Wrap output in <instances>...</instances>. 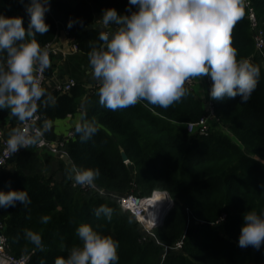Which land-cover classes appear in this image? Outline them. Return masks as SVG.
<instances>
[{
  "label": "trees",
  "instance_id": "trees-1",
  "mask_svg": "<svg viewBox=\"0 0 264 264\" xmlns=\"http://www.w3.org/2000/svg\"><path fill=\"white\" fill-rule=\"evenodd\" d=\"M245 15L231 31L237 55L260 66V77L248 101L239 96L213 98L212 115L204 133L187 131L185 124L208 114L206 103L185 84L188 93L167 107L141 100L112 110L99 103L97 87L89 93L88 119L98 131L82 141L60 136L67 155L39 150L35 145L20 148L0 168V189L26 190L31 203L0 207V231L15 256L28 255V264H54L58 255L78 242L76 227L88 222L118 242L115 264H264V245L240 247L238 234L242 213L264 208V55L256 49L249 9L264 31V0H249ZM128 0H50L45 14L49 28L36 34L41 45L51 42L59 26L68 31L78 50L87 53L89 41L98 38L94 26L103 8L126 11ZM21 0H0V12L13 15ZM134 7V6H133ZM24 25L28 17L23 13ZM82 23L67 26L70 19ZM264 53V46H263ZM45 70V75L49 74ZM85 85L68 91L47 90L39 111L49 123L77 112ZM207 91L204 98L207 99ZM50 140L55 135L44 132ZM129 160L126 163L122 153ZM99 169L96 185L109 194L72 184L71 163ZM167 191L173 202L154 227L155 238L146 236L136 217L123 209L117 196L133 192L148 196ZM101 203L113 208L111 219L97 217ZM51 219L45 223L43 216ZM148 220H151L147 217ZM42 235L43 248L25 238L24 230ZM146 236V238H143ZM181 240L179 248L174 244ZM165 246L167 250H165Z\"/></svg>",
  "mask_w": 264,
  "mask_h": 264
},
{
  "label": "clouds",
  "instance_id": "clouds-1",
  "mask_svg": "<svg viewBox=\"0 0 264 264\" xmlns=\"http://www.w3.org/2000/svg\"><path fill=\"white\" fill-rule=\"evenodd\" d=\"M28 17L27 27L21 15L0 12V109L8 110L22 126L12 128L6 141L9 154L21 147L42 143L48 121L40 120L38 109L46 100L42 86L50 56L36 34L47 32L45 14L49 0H21ZM134 6V7H133ZM245 15V0H128L126 11L109 6L98 17V38L89 41L88 70L97 81L99 103L116 110L146 100L167 107L189 91L191 78L208 77V95L217 100L239 96L246 102L257 86L260 66L238 56L231 43V31ZM82 23L70 19L67 26ZM39 102V103H38ZM33 128L35 131L33 132ZM74 131L82 141L98 131L80 111ZM99 169L71 163L70 179L75 184L96 188ZM100 196L106 197L104 191ZM31 203L28 192L9 187L0 189V207ZM99 217L111 219L113 208L101 203L94 210ZM50 216H43L47 223ZM78 242L66 255H58L54 264H115L118 242L88 222L76 227ZM25 238L43 248L42 235L24 230ZM240 247L259 249L264 245V208L242 213L238 234ZM43 264V261H41Z\"/></svg>",
  "mask_w": 264,
  "mask_h": 264
},
{
  "label": "built area",
  "instance_id": "built-area-1",
  "mask_svg": "<svg viewBox=\"0 0 264 264\" xmlns=\"http://www.w3.org/2000/svg\"><path fill=\"white\" fill-rule=\"evenodd\" d=\"M50 1V0H49ZM245 4L249 5L250 1L249 0H245ZM249 20L251 23L252 28L254 29V39H255V46L257 51L263 56V46H264V31L263 29L258 25V21L256 18V15L254 13V11L252 9H249ZM42 47L46 48V50L49 53V56L51 54H55L57 53L58 49L55 46L51 45V42H47L45 44L42 45ZM73 48L74 50H78L76 44H73ZM44 80H45V72L43 75V80H42V86L44 85ZM204 80L206 82V87H207V94H208V89L211 85V80L208 77H204ZM196 78H191L189 79L186 84L189 85L190 87L193 86V84L195 83ZM77 83V80L74 77H68L65 80H58L55 81L54 84L52 85L51 90L52 91H60V92H65L70 90L75 84ZM97 81L95 79H93V81H91L88 85L87 88L92 90L94 87H97ZM39 103V102H38ZM212 103H213V98L210 97L209 95H207V102H206V107L208 109V114H205L203 116H201L197 121H190V122H186L185 127L187 129V131L189 132H193L195 130H197L199 133H204L207 128H208V119L210 118V116L212 115ZM38 113L40 115V120L37 121V126H41L40 125V121L42 118V114L40 113L39 109H38ZM22 126L19 122L18 127ZM35 131V128H33V132ZM73 134V132L70 130L68 131V133L66 134L65 137L71 136ZM8 139V134H4V132L0 129V168L6 164L7 160L11 157L12 154H9L8 150H7V144L6 141ZM43 142L36 144L35 146L39 149V150H48L53 154H62V155H67L66 150L64 149V142L62 139L60 138H55L53 140H50L46 137L45 133L42 137ZM23 148V147H21ZM126 163L129 162L128 159L124 160ZM72 184L74 186H76L77 184L74 183V181L72 182ZM80 186V185H78ZM83 187L85 189L91 188V187H86V186H80ZM97 192L100 193V191H104V189L100 188V187H96V188H91ZM164 192V190H154L150 195L148 196H140L137 195L133 192H128L126 194H122L117 196V202L118 204L125 210L130 211L135 217L136 219L139 221L141 227L143 228L145 235L146 236H152L155 238V233H154V227L156 225H158L161 222V213H159V215H157L154 219L152 220H148V215H149V207L151 208V213H153L154 211L152 210L153 208V203L152 202V197L154 196L155 193L157 192ZM105 192V191H104ZM168 204V206L170 207V205L172 204V200L171 197L167 196V201L165 203V205ZM3 227V223L0 222V229ZM146 236H143V238H146ZM181 240H178L173 248H179L181 246ZM8 244H7V239L6 236L0 231V264H28V255H22V256H15L14 254H12L11 252H9L8 248H7ZM168 246H165V250H167Z\"/></svg>",
  "mask_w": 264,
  "mask_h": 264
},
{
  "label": "crops",
  "instance_id": "crops-1",
  "mask_svg": "<svg viewBox=\"0 0 264 264\" xmlns=\"http://www.w3.org/2000/svg\"><path fill=\"white\" fill-rule=\"evenodd\" d=\"M75 2L77 0H67ZM24 8L13 11V15H23ZM94 26H99V20L96 19ZM73 37L62 26H59L55 38L51 41V45L55 46L58 51L55 54L50 55L51 65L49 68V74L45 75L44 85L47 90H51L55 81L65 80L68 77H74L76 80L81 81L86 87V94L81 97L78 110L73 115H68L64 119H57L50 122V128L47 130L49 133L54 134L59 138L60 136H66L70 128L75 126L78 122V116L82 108H85L89 104L90 89L87 85L93 81V77L88 68V54L82 53L79 50L73 48ZM206 82L204 78H196L193 84L194 90L199 92L201 88L204 89ZM205 90V89H204ZM19 121L12 117L8 110L0 109V129L4 134H8L12 128L18 127Z\"/></svg>",
  "mask_w": 264,
  "mask_h": 264
},
{
  "label": "bare ground",
  "instance_id": "bare-ground-1",
  "mask_svg": "<svg viewBox=\"0 0 264 264\" xmlns=\"http://www.w3.org/2000/svg\"><path fill=\"white\" fill-rule=\"evenodd\" d=\"M167 201V194L165 192H157L154 194L152 197V202L153 203V208L152 210L154 211L151 213V208L149 207V215L148 217L152 220L154 219L159 213L162 212V208L164 207L165 203Z\"/></svg>",
  "mask_w": 264,
  "mask_h": 264
},
{
  "label": "water",
  "instance_id": "water-1",
  "mask_svg": "<svg viewBox=\"0 0 264 264\" xmlns=\"http://www.w3.org/2000/svg\"><path fill=\"white\" fill-rule=\"evenodd\" d=\"M25 2H27V0H25ZM22 7L24 8V3L22 4ZM122 157L124 160L128 159L127 155L124 152L122 153ZM164 192L167 194L168 197L170 196L167 191H164ZM171 200H172V198H171ZM172 202H173V200H172ZM168 208H169L168 204L164 205V207L162 208L161 221H162L164 215L166 214V211L168 210Z\"/></svg>",
  "mask_w": 264,
  "mask_h": 264
},
{
  "label": "rangeland",
  "instance_id": "rangeland-1",
  "mask_svg": "<svg viewBox=\"0 0 264 264\" xmlns=\"http://www.w3.org/2000/svg\"><path fill=\"white\" fill-rule=\"evenodd\" d=\"M204 89H205V90H204ZM204 89L201 88V90H200L199 92H197V91L195 90V93H196V96H197V97H200V98L206 103V102H207V99L204 98V94H205L206 91H207V87H206V85L204 86Z\"/></svg>",
  "mask_w": 264,
  "mask_h": 264
}]
</instances>
